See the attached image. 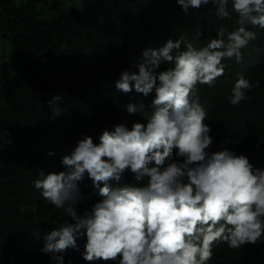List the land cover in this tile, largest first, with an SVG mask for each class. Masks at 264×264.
I'll return each mask as SVG.
<instances>
[{
    "label": "clouds",
    "instance_id": "obj_1",
    "mask_svg": "<svg viewBox=\"0 0 264 264\" xmlns=\"http://www.w3.org/2000/svg\"><path fill=\"white\" fill-rule=\"evenodd\" d=\"M175 3L184 16L210 5L218 27L196 21L179 35L166 30L167 39L144 49L125 70L114 67L117 53L97 54L109 71L116 69L110 81L117 79L115 92L128 97L123 112L131 121L100 129L95 141L82 134L63 150V171L40 169L32 181L59 212L53 221L59 226L40 249L48 264H66V251H79L80 240L86 264H209L222 246L264 244V155L239 147L236 154L203 94L220 82L223 61L242 62V50L264 30V0ZM197 34L207 37L196 44ZM260 86L238 75L226 106L244 107ZM137 96H151L148 105ZM62 99L54 94L47 101L50 119L64 113ZM86 179L98 199L81 214L78 206L90 195L81 188ZM30 207L35 214L37 206Z\"/></svg>",
    "mask_w": 264,
    "mask_h": 264
},
{
    "label": "trees",
    "instance_id": "obj_2",
    "mask_svg": "<svg viewBox=\"0 0 264 264\" xmlns=\"http://www.w3.org/2000/svg\"><path fill=\"white\" fill-rule=\"evenodd\" d=\"M39 1L53 8V22L42 20ZM91 2L92 9L79 14L65 10L62 0H29L19 5L15 0H0V264H48L49 256L40 249L43 237L59 226L53 223L59 212L40 197L32 181L40 169L45 174L63 171V150L75 145L82 134L95 141L100 129L131 121L123 112L128 97L115 92L117 79L110 81L115 68L128 69L144 49H156L155 44L169 37L166 30L179 35L196 21L212 31L218 27L208 14L210 5L184 16L175 0ZM227 27L231 30L235 24ZM203 37L207 36L197 34L193 41L198 44ZM109 51L121 59L110 71L97 55ZM242 52L240 63L223 61L226 69L220 82L203 94L217 112L220 136L235 144L234 152L239 155V147L253 151L251 155H264V30ZM240 74L253 83L259 80L261 86L250 92L244 107L229 108L225 96ZM54 94L63 97L64 113L52 120L47 101ZM136 98L148 105L151 96ZM49 151L56 155L47 156ZM81 188L90 194L78 206L83 214L98 197L91 181L86 179ZM21 205L27 209L23 214ZM84 243L78 241L79 251H66V264L69 259L72 264H86L81 258ZM209 264H264V244L234 251L222 246Z\"/></svg>",
    "mask_w": 264,
    "mask_h": 264
},
{
    "label": "rangeland",
    "instance_id": "obj_3",
    "mask_svg": "<svg viewBox=\"0 0 264 264\" xmlns=\"http://www.w3.org/2000/svg\"><path fill=\"white\" fill-rule=\"evenodd\" d=\"M25 1L27 2L29 0H15L18 5ZM62 4L65 10L79 14L87 13L92 9L91 0H62ZM38 10L41 12L42 20L47 22H53L55 20V12L52 7H47L39 1Z\"/></svg>",
    "mask_w": 264,
    "mask_h": 264
}]
</instances>
